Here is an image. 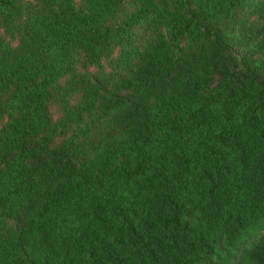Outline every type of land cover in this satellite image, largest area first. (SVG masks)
Listing matches in <instances>:
<instances>
[{"label": "trees", "instance_id": "1", "mask_svg": "<svg viewBox=\"0 0 264 264\" xmlns=\"http://www.w3.org/2000/svg\"><path fill=\"white\" fill-rule=\"evenodd\" d=\"M0 264H264V0H0Z\"/></svg>", "mask_w": 264, "mask_h": 264}, {"label": "rangeland", "instance_id": "2", "mask_svg": "<svg viewBox=\"0 0 264 264\" xmlns=\"http://www.w3.org/2000/svg\"><path fill=\"white\" fill-rule=\"evenodd\" d=\"M51 113H52V116H54V117L57 115V110L55 107H51Z\"/></svg>", "mask_w": 264, "mask_h": 264}]
</instances>
